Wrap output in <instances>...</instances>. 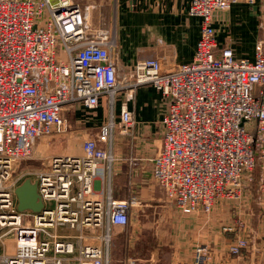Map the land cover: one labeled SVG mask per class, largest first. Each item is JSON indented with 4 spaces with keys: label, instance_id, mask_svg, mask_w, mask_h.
Wrapping results in <instances>:
<instances>
[{
    "label": "built area",
    "instance_id": "built-area-1",
    "mask_svg": "<svg viewBox=\"0 0 264 264\" xmlns=\"http://www.w3.org/2000/svg\"><path fill=\"white\" fill-rule=\"evenodd\" d=\"M238 1L189 0V14L201 19L192 60L164 65L144 58L122 75L115 28L91 21L96 5L0 0V264H110L112 227L127 224L130 204L110 188L104 198L92 197L93 183L115 161L117 94H123L120 123L131 126L127 104L143 85L168 103L152 177L176 208L209 212L222 199L237 201L255 169L264 201V39L252 58L237 57L219 45L213 21L215 11ZM103 95L108 122L84 139L80 154L51 156L34 173L44 208L19 211L14 188L23 175L14 177L15 164L31 157L38 137L68 129L66 106L94 110ZM61 228L77 235L59 234ZM84 229L96 231L91 238L100 244L84 243ZM246 244L238 238L229 250L238 253ZM204 252L196 248L198 262Z\"/></svg>",
    "mask_w": 264,
    "mask_h": 264
},
{
    "label": "crops",
    "instance_id": "crops-1",
    "mask_svg": "<svg viewBox=\"0 0 264 264\" xmlns=\"http://www.w3.org/2000/svg\"><path fill=\"white\" fill-rule=\"evenodd\" d=\"M74 1L96 5L91 13L95 25L101 24L99 17L104 11L112 15L119 66L125 71L144 58H158L162 64L169 65L190 62L195 54L201 19L189 14V0ZM247 4L215 11V29L220 21L231 23L235 17L242 21L246 18L243 25H248V18H253L254 11L263 3L255 0L254 4ZM242 21L238 25L242 26ZM217 40L219 45L231 47L237 57H253L254 47L249 45L250 49L246 50L247 43L237 44L222 35ZM122 102L123 94L119 93L112 109L118 127V133H113L115 161L110 174L94 180L92 192V197L104 198L110 188L115 199H124L130 204L127 224L112 227L110 264H128L129 260L134 264H264V215L253 211L247 217L243 213L242 198L222 199L209 212L183 213L164 195L156 193L152 159L161 147L163 133H157V125L167 108L161 93L151 85L136 89L134 98L127 104L133 112V124L128 127H123L119 119ZM87 110L80 103L65 107L64 113L73 128L62 134L60 151L54 155L80 154L84 139L96 137L111 116L105 95L101 96L93 114ZM150 174L152 178L146 180ZM237 219L244 225L239 226ZM93 232L96 231L84 229V234L89 236L84 241L100 244L91 238ZM75 235L77 231L71 230L70 236ZM238 238L245 239L247 244L233 253L229 247ZM199 246L205 247L206 257L198 262L195 250Z\"/></svg>",
    "mask_w": 264,
    "mask_h": 264
},
{
    "label": "rangeland",
    "instance_id": "rangeland-1",
    "mask_svg": "<svg viewBox=\"0 0 264 264\" xmlns=\"http://www.w3.org/2000/svg\"><path fill=\"white\" fill-rule=\"evenodd\" d=\"M260 1L263 4H260L259 6L260 8L258 7V9L254 11L253 18H248L250 20L248 21V25H243V22L246 20V18H244L242 21L239 17H235V19H233L231 23H227L226 21H220L219 23H217V26H216L217 36L222 35L225 37L226 40L231 41V42L233 41L234 43L237 42V44L245 45L247 43L248 45L246 44V47H245L246 50H249L250 46L253 48L258 40L264 39V0H260ZM237 3H235L233 6H231L232 8L231 7L230 8L233 9L236 6L241 5V3L246 4L247 2L245 0H240ZM80 5L83 7L85 4L80 3ZM247 5H251V4H247ZM230 8L227 10H219V11L220 12L228 11V10H231ZM91 13H92V10H91ZM119 16H121L120 13H119ZM99 20H100L99 23L101 24H96V25L105 27V25L102 23H107L110 25L108 26L106 25L107 26L106 28L111 29V30L112 28H115V26L113 27L114 22L112 19V15H108L105 11L104 13H102V16L99 17ZM239 21H242L241 22L242 26L238 25ZM125 70L126 69L124 67L121 68L122 75L126 73ZM94 110H87V112L89 114H93ZM70 128H73V127H71L68 123V129L65 132H52L51 134H48V135H42L35 140L34 150L32 152L31 157L17 162L14 166V170H15L14 177L20 174L23 175L21 176L20 180L16 183L17 185L20 184L27 177L31 178L32 180H35L34 173L44 169L47 166L49 157L53 156L55 153L60 151V148H61V138L60 137L62 136L63 133H68L69 131H71ZM113 133H118L117 124H116V128H114ZM157 133H163V127L160 123L157 125ZM150 178H152L151 174L146 178V180ZM259 178H260L259 169H255L252 175L251 182L247 183V185L243 189V193L241 196L242 209H243V213L247 217L253 211L260 212L261 215H264V201L261 200L259 196V191H258ZM151 182H153V180ZM138 189L139 190L142 189V186L140 183L138 184ZM154 189H158L157 190L158 192H156L158 195L160 196L164 195L161 188L155 187ZM47 205L52 206L53 202L49 201ZM262 217L263 216H261V218ZM57 232L59 234H63V233L68 234V236H70L71 234V230H67V229H58ZM88 233H86V235H88ZM84 243L86 242L84 241ZM205 257H206V254H205ZM196 261H197V258H196Z\"/></svg>",
    "mask_w": 264,
    "mask_h": 264
},
{
    "label": "water",
    "instance_id": "water-1",
    "mask_svg": "<svg viewBox=\"0 0 264 264\" xmlns=\"http://www.w3.org/2000/svg\"><path fill=\"white\" fill-rule=\"evenodd\" d=\"M14 195L19 211L40 212L44 208V202L37 190L36 180H32L29 177L25 178L14 188Z\"/></svg>",
    "mask_w": 264,
    "mask_h": 264
}]
</instances>
